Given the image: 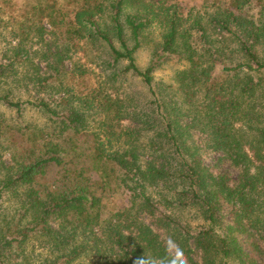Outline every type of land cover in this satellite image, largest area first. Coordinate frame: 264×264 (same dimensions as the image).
I'll return each instance as SVG.
<instances>
[{
    "label": "trees",
    "instance_id": "trees-1",
    "mask_svg": "<svg viewBox=\"0 0 264 264\" xmlns=\"http://www.w3.org/2000/svg\"><path fill=\"white\" fill-rule=\"evenodd\" d=\"M208 1L0 0L12 38L36 42L48 73L40 98L0 93L44 117L0 121L12 161L0 264H133L164 256L169 236L188 264H264V0ZM71 49L101 70L84 94L70 78L87 69L64 67ZM167 64L170 82H157ZM30 240L48 257L34 263Z\"/></svg>",
    "mask_w": 264,
    "mask_h": 264
},
{
    "label": "rangeland",
    "instance_id": "rangeland-1",
    "mask_svg": "<svg viewBox=\"0 0 264 264\" xmlns=\"http://www.w3.org/2000/svg\"><path fill=\"white\" fill-rule=\"evenodd\" d=\"M176 1L178 3L184 4L186 6H192L198 3V0H170ZM209 0L208 2H210ZM9 12L16 13L17 10L8 9ZM0 66L12 68L7 71L8 78L6 81H3L0 78V93H9L12 99L23 100V99H37L43 96V93L39 92V84L43 83V79L47 78V71L45 70V62L42 61L41 55L38 53V48L40 46L34 42L29 41L26 44L20 43L17 44V38H12L10 24L6 16L3 14V9L0 10ZM22 45L21 53L18 55V46ZM70 50V59H65L64 64L70 67V70L73 71V66L76 64L80 65L84 69H87V75L80 77L70 78V84L74 86V89L77 93L84 94V89L86 86L95 83V81H101L103 78L99 75L101 70L95 65L94 62H91L89 58H86L82 53L81 49L77 52H72ZM137 63L140 67H144L149 58H150V49L148 47L141 48L136 53ZM175 64L163 65L161 69L155 72L156 81L170 82L172 72L175 68ZM16 72L12 74L11 72ZM77 74V73H76ZM97 74V75H96ZM101 79V80H100ZM54 80V77L49 78L47 81L51 82ZM57 80V79H56ZM5 82V83H4ZM136 81H130L127 85L126 91L136 94ZM74 97V96H73ZM58 100V99H57ZM2 119L5 122L12 124H25V123H42L43 115L26 109L23 111L22 115H18L14 109L8 108L0 104V121ZM92 119V118H89ZM91 126H96L94 122H91ZM5 140L4 138H1ZM210 156L209 158H212ZM12 161L9 159V154L4 152L3 149H0V179L4 177L7 170H10V165ZM8 166V169H7ZM6 167V168H5ZM7 169V170H5ZM47 177L56 181L58 186L63 184L62 177L56 170L48 171ZM112 198V197H110ZM110 203L115 204L120 201L119 196L117 198L110 199ZM0 202L2 205L9 207L12 203L11 197L6 194ZM25 251L34 257V263L41 262L42 258L48 257V250L45 246L40 245L39 240H30L25 245ZM84 264V263H83Z\"/></svg>",
    "mask_w": 264,
    "mask_h": 264
},
{
    "label": "clouds",
    "instance_id": "clouds-1",
    "mask_svg": "<svg viewBox=\"0 0 264 264\" xmlns=\"http://www.w3.org/2000/svg\"><path fill=\"white\" fill-rule=\"evenodd\" d=\"M165 249L162 257L138 256L133 264H188L182 247L171 236L165 241Z\"/></svg>",
    "mask_w": 264,
    "mask_h": 264
}]
</instances>
